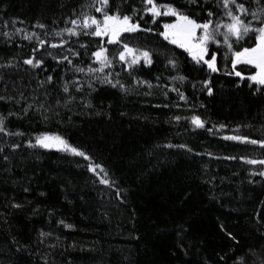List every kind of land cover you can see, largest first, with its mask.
Returning <instances> with one entry per match:
<instances>
[{"label": "trees", "instance_id": "trees-1", "mask_svg": "<svg viewBox=\"0 0 264 264\" xmlns=\"http://www.w3.org/2000/svg\"><path fill=\"white\" fill-rule=\"evenodd\" d=\"M132 4L140 7L139 0H128V6ZM75 7L76 0H0V32L14 33L11 43L0 35V95L10 94L20 100L18 104L0 102V110L20 112L32 105L26 115L21 114L22 118H9L8 127L23 135L0 133V144L21 145L14 151L5 147L4 154L10 160H0V264H45L41 259L45 255L48 264H240V256L255 258L249 249L262 254L264 177L251 175L259 171L257 165L223 159L264 158V148L258 145L223 138L243 134L264 139V92L258 91L260 86L228 75L232 71L231 53L226 59L223 44L210 48L217 53L220 69L212 73L206 66L199 71L201 66L195 65L185 50L156 33H126L122 39L133 45L150 48L154 53L166 47L169 54L175 53L182 74L188 77L177 86L188 96V104L195 107L179 101L175 92L169 91L165 97L160 87H138L120 65L115 68L120 73L116 78L128 86L127 92L97 84L91 96L87 88L83 92L73 89L78 98H91L95 107L85 108L79 99L69 105L70 110L62 103L56 105L55 101H63L66 95L60 87L63 79H71L73 74L58 68L47 53L59 54L62 49H53L49 44L41 48L38 40L29 41L24 35L36 32L41 39L59 41L51 33L72 26L65 21L73 16L71 9ZM200 15L206 17L207 12ZM160 20L169 21L167 17ZM37 21L48 27L40 29ZM145 26L155 27L150 23ZM17 28L22 31L15 32ZM99 39L72 37L64 47L83 52L80 43L86 41L89 50L94 51V42ZM245 41L234 44V48L252 46L254 37L250 35ZM107 47L111 54L119 50L118 45ZM34 48L38 49L36 58L45 61L39 68L24 63ZM77 59L73 57L74 62ZM83 59L88 62L87 57ZM153 60L152 66L141 65L134 76L155 83L154 78L162 74V84L171 85L167 77L176 72L165 70L163 56L154 54ZM45 66L46 71L42 70ZM238 69L252 72L242 66ZM48 74L54 76V83L39 87V81ZM76 75L86 84L85 74ZM205 79L212 80L211 96L201 90ZM176 103L183 107H173ZM41 104L45 107L40 108ZM165 104L169 107H163ZM48 105L59 115L53 116ZM192 114L206 119L207 127H217L208 132L193 128L185 120H170L173 115ZM221 123L228 127L220 129ZM237 125L241 127L237 129ZM44 132L63 135L72 145L81 147L92 162L107 169L115 187L101 182L102 173L97 176L89 171V161L83 157L26 143L34 142ZM169 144H187L194 151ZM209 152L213 156L207 155ZM117 188L123 200L116 195ZM13 200L22 207H5ZM68 224L73 227H66ZM41 231L51 235L41 238ZM41 239L43 243H39Z\"/></svg>", "mask_w": 264, "mask_h": 264}, {"label": "snow or ice", "instance_id": "snow-or-ice-1", "mask_svg": "<svg viewBox=\"0 0 264 264\" xmlns=\"http://www.w3.org/2000/svg\"><path fill=\"white\" fill-rule=\"evenodd\" d=\"M76 3L77 7L71 9L75 18L69 16L65 21V24L70 23L72 26L53 29L51 33L54 37H59V41L53 40L49 42L41 39L40 35L36 32L24 35V38L29 41L33 39L38 40L41 48L45 44H49L53 49H62L59 54H54L53 52L47 53V55L57 62L58 68L63 67L65 73L71 72L73 74L71 79H63L60 87L66 95L63 101L57 99L55 101L56 105L62 103L65 108H69L70 104H74L79 99L83 107H95L91 98H85L84 96L78 98L73 94V89L75 92H83L87 88L88 95L91 96L92 92L97 91V84L110 85L112 88H118L123 92H127L128 86L116 78L120 73L116 72L115 68L117 65H120L121 70L133 76L135 84L138 87L146 86L148 89L160 87L165 97L168 96L169 91L175 92L179 101H183L188 107H195L188 104V96L182 91L180 86H177V82L182 85L188 80V77L182 74L179 60L175 53L169 54L170 50L166 47L163 49L157 48L154 53L150 48L133 45L122 39L126 33L135 34L138 32L156 33L164 41L185 50L191 56L195 65L201 66L199 71H203V66H206L212 73L218 72L220 69L217 65V53L210 51V45L223 44L226 46V59L229 53H231L230 64L232 71L228 75H235L241 80L247 79L251 81L252 86H260L258 91L264 92V0H168V2L139 0L140 7H136L135 4L128 6V0H76ZM213 7L216 8V11H213ZM78 8L80 11L77 10ZM205 11L207 12V16H201L200 12ZM146 16L149 17L148 20H145ZM219 16H225L228 19L224 21L219 19ZM162 17L174 19H171L170 22H162L160 20ZM149 23L155 27L145 26ZM36 26L40 29L48 27L39 21H37ZM221 29H224V31L221 32ZM21 31L22 29H15V32ZM48 34L45 32L46 36ZM65 34H67V39H65ZM0 35L5 38L6 42L11 43L14 33L12 31L0 32ZM81 35L100 38L98 42H94V51L89 50L86 41L80 43V49H83V52L75 47H64L69 44L72 37H80ZM250 35L254 37L252 46H241L239 50L234 48V44L245 41V38ZM105 37L107 38L106 41L104 40ZM107 45H118L119 50L115 54H111ZM37 50L34 48L32 50L33 55L24 59V63L32 66V68H39L45 65L44 59L36 58L35 53ZM154 54L164 57L165 70L176 72V75H169L167 77L172 82L171 85L162 84V74H158L154 78L155 83L152 80L134 76V73L138 71L141 65H153ZM73 57L78 59L74 62ZM84 57L88 58L87 63H85ZM94 65H98V67H94ZM239 65L252 66L255 71L246 73L244 70L238 69ZM42 70L46 71L47 67L45 66ZM76 73L85 74L87 77L86 84L81 82V77L77 76ZM0 79H3V77H0ZM45 83L53 84L54 76L48 74L45 80L39 81L38 86L43 87ZM201 84V90L206 91L211 96L213 94L212 80L205 79ZM192 86L193 88L196 87L195 84ZM49 94L45 92V95ZM146 94L151 95V92ZM20 95L23 98V94L21 93ZM12 101H15L17 104L20 103V100H16L10 94L0 95V102L8 103ZM100 103L103 104V101H100ZM39 107L44 108L45 106L41 104ZM163 107H169V105L165 104ZM173 107L181 108L183 105L176 103ZM31 108L32 105L28 104L20 112L9 109L5 113V111L0 110V133H4L5 135H23L22 132H13L8 127L9 118L16 117L20 119L22 118L21 114L26 115ZM47 110L51 111L53 116L59 115L52 105H48ZM121 115H124V113H121ZM44 119L48 120L49 116L45 114ZM170 120L176 123L185 120L193 128L206 129L208 132H213V129L217 127V125L207 127L208 121L198 114H192L190 117L173 115ZM218 127L224 129L228 125L221 123ZM236 127L239 129L241 126L237 125ZM223 138L244 144L258 145L264 148V139H252L248 135L231 134ZM26 143L33 148L57 149L83 157L89 161L86 165L89 171L95 173L97 176H100L102 173L103 178L101 182L109 187H115L116 182L109 177L107 169L101 164L92 162L93 158L88 153L81 147L72 145L63 135L44 132L38 135L34 142L27 140ZM167 146L186 149L189 152L194 151L187 144H169ZM5 147L11 148L14 151L20 148L21 145L17 143L6 146L0 144V160L7 162L10 160V157L4 154ZM207 155L213 156V153L209 152ZM216 158L220 159V157ZM223 159H239L249 165H257L259 166V171H253L251 175L264 177V158L225 156ZM24 190L28 191L27 188ZM116 195L123 200V197L120 196L119 188L116 189ZM5 207L20 208L22 205L13 200L10 204H5ZM0 215H3V213H0ZM59 223L63 224L64 221L61 220ZM66 227L72 228L73 225L68 224ZM50 235V232L41 231L39 233L41 238ZM228 235L233 240L236 239L231 232ZM43 242V239L39 241V243ZM49 247L53 248L55 245H49ZM249 253L255 258L249 260L247 256H240L238 257L240 264H257V261H259V264H264V250L259 255L255 253L254 249H249ZM41 259L44 260L45 264H48L47 255L42 256Z\"/></svg>", "mask_w": 264, "mask_h": 264}, {"label": "rangeland", "instance_id": "rangeland-1", "mask_svg": "<svg viewBox=\"0 0 264 264\" xmlns=\"http://www.w3.org/2000/svg\"><path fill=\"white\" fill-rule=\"evenodd\" d=\"M173 19H174V18H173ZM222 31H224V29H221V32H222ZM212 45H214V44H212ZM210 46H211V45H210Z\"/></svg>", "mask_w": 264, "mask_h": 264}]
</instances>
